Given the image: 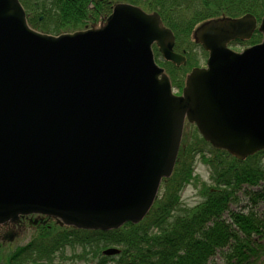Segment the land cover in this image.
<instances>
[{
    "label": "water",
    "instance_id": "95a60500",
    "mask_svg": "<svg viewBox=\"0 0 264 264\" xmlns=\"http://www.w3.org/2000/svg\"><path fill=\"white\" fill-rule=\"evenodd\" d=\"M256 29L252 15L199 28L207 68L178 97L152 46L177 66L185 59L158 14L117 4L98 29L52 37L30 29L19 0H0V226L21 215L88 231L139 224L186 121L239 161L263 151L264 39L227 47Z\"/></svg>",
    "mask_w": 264,
    "mask_h": 264
},
{
    "label": "trees",
    "instance_id": "16d2710c",
    "mask_svg": "<svg viewBox=\"0 0 264 264\" xmlns=\"http://www.w3.org/2000/svg\"><path fill=\"white\" fill-rule=\"evenodd\" d=\"M20 2L34 30L56 36L84 30L101 21L111 14L114 4H132L149 13H159L164 25L175 34L176 47L188 48L194 44L192 35L196 27L248 13L260 21L264 10V0ZM88 23L92 24L87 26ZM261 37L255 34L250 45L259 43ZM156 58L172 82L181 80V87L190 69L197 64L189 58L188 66L178 70L162 64L157 52ZM197 160L210 168L214 188L205 187L203 201L188 208L183 206L181 196L196 179ZM161 193L148 217L138 225L127 224L109 232L41 227L28 244L6 256L0 255V263L53 264L57 253L64 254L68 246L85 252L88 247L89 255L93 256L98 247L96 243L106 249L118 247L120 251L115 256H102L99 264H264V216L257 217V208L264 202V151L240 162L214 149L188 124L174 172L162 183ZM243 203H247L245 209L238 211Z\"/></svg>",
    "mask_w": 264,
    "mask_h": 264
},
{
    "label": "rangeland",
    "instance_id": "374dc122",
    "mask_svg": "<svg viewBox=\"0 0 264 264\" xmlns=\"http://www.w3.org/2000/svg\"><path fill=\"white\" fill-rule=\"evenodd\" d=\"M39 21H43V19L40 18ZM27 22L29 24L28 17H27ZM91 24L88 23L87 26H90ZM95 24H97V26H98L100 24V21H98ZM253 36L254 35H252L250 40H248V41H243V42L235 41V42H233L232 44H234V45L230 46V49H233L236 52H242L244 49H246V48H248V46H250V43L253 39ZM194 46H196V45L192 44V48H194L192 51L194 54L193 57L197 60V65L199 67H201V65H204L206 63V59L208 57H206L205 59L201 58V56L205 57L203 54L202 48L199 46H196V48H195ZM185 124H186V122H185ZM187 128H188V125L187 124H186V126L184 125V129L186 130ZM189 134H191V133H189ZM183 138H184V135L182 136L180 147L182 146ZM257 154H255V155H257ZM195 165L196 166H195V173L194 174H195L196 179H195V181H193L190 185H188L184 189V191L182 192V196H181L183 206H187L188 208H193V207L199 205L203 201L202 193H203V190L205 187L212 188V189L214 188V183L212 180L210 168L206 164H203V162H201L200 160H197ZM161 187H162V184L160 186L158 197L155 200L154 205L161 198V194H162L161 193ZM246 204L247 203H243L242 205H240V208H238L237 210L238 211L244 210ZM257 211H258L257 217L262 218L264 216V202L259 205V207L257 208ZM149 213H150V211H149ZM149 213L146 215V217L142 221H144L148 217ZM27 218H29L30 220L27 219L25 221V224H22L25 227L22 229V232H21L20 237L18 239H16L13 243H6L4 245H2V243L0 242V255L1 256H6L7 253L14 251L17 247H22V246L28 244L31 241V239L33 238V236L35 235V233L37 231H40L39 229L41 227L52 228L53 226H56L53 222H50V221H48V219H45V218L42 219V218H39L36 216L35 217L31 216V217H27ZM29 221H30V223H29ZM94 232H97V231H94ZM95 245L98 247H96L94 249V255L93 256L89 255L88 247L86 248V252L88 254H86L85 250L82 248H79V247L78 248H71L70 246H68V247H66L64 254L63 253H57L55 260L53 261V264H99L101 257L102 256L104 257L103 254L105 252H107L109 250H119L118 247H110V248L107 247V249H106V248H104V245H102V244H96L95 243ZM108 257H111V255ZM0 264H2V262Z\"/></svg>",
    "mask_w": 264,
    "mask_h": 264
},
{
    "label": "bare ground",
    "instance_id": "6f19581e",
    "mask_svg": "<svg viewBox=\"0 0 264 264\" xmlns=\"http://www.w3.org/2000/svg\"><path fill=\"white\" fill-rule=\"evenodd\" d=\"M192 51L193 50L191 48H188V47H186L184 45H181V46L177 47V50H175V52L178 53V54L179 53H185V55L188 56L189 58H191V60H192V57H193V52ZM173 88L178 89V90L182 89L181 80L180 79L177 78L176 80H173Z\"/></svg>",
    "mask_w": 264,
    "mask_h": 264
},
{
    "label": "flooded vegetation",
    "instance_id": "af4514ba",
    "mask_svg": "<svg viewBox=\"0 0 264 264\" xmlns=\"http://www.w3.org/2000/svg\"><path fill=\"white\" fill-rule=\"evenodd\" d=\"M27 219L30 220V219L27 218V217L22 218V219H21V220H22V223H21L20 226H18V225H17V226H15V225H7V226H4V227H1V228H0V235L4 236V235H6V233H8V232H12V233H13V232L15 231V229H14L15 227H17V228H18V227H19V228L21 227V229L24 228L25 226H23L22 224H25V221H26ZM29 223H30V221H29Z\"/></svg>",
    "mask_w": 264,
    "mask_h": 264
}]
</instances>
